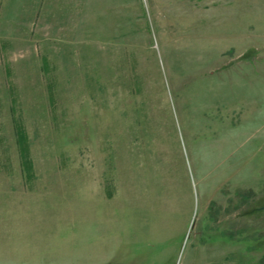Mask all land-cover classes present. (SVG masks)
Masks as SVG:
<instances>
[{"label":"rangeland","instance_id":"1","mask_svg":"<svg viewBox=\"0 0 264 264\" xmlns=\"http://www.w3.org/2000/svg\"><path fill=\"white\" fill-rule=\"evenodd\" d=\"M0 264H264V0H0Z\"/></svg>","mask_w":264,"mask_h":264}]
</instances>
